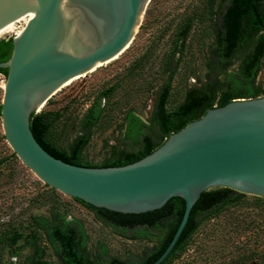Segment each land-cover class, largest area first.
<instances>
[{
  "label": "water",
  "instance_id": "1",
  "mask_svg": "<svg viewBox=\"0 0 264 264\" xmlns=\"http://www.w3.org/2000/svg\"><path fill=\"white\" fill-rule=\"evenodd\" d=\"M150 0H0V30L34 11L12 37L1 104L3 135L41 182L64 196L115 213L141 214L180 197L184 213L175 247L204 191L228 188L264 199V96L232 100L169 135L129 165L87 168L49 155L35 140L30 116L60 89L121 55L131 44Z\"/></svg>",
  "mask_w": 264,
  "mask_h": 264
},
{
  "label": "rangeland",
  "instance_id": "2",
  "mask_svg": "<svg viewBox=\"0 0 264 264\" xmlns=\"http://www.w3.org/2000/svg\"><path fill=\"white\" fill-rule=\"evenodd\" d=\"M203 8V0H150L131 44L121 55L64 86L35 113L58 114L49 128L47 140L58 149L67 150L82 133L88 110L99 107V120L91 127L90 141L82 152V159L100 164L111 156L112 147L117 150L124 148L121 142L123 129L120 128L124 115L133 110L148 123L165 78L163 75L158 77L156 73L173 47L171 41L177 27L185 17L196 13L179 41L183 52L174 57L178 61V69L168 103V109H174L188 88L204 83L213 38L207 21H203L205 15L201 16ZM24 27V21L16 23L14 32ZM14 32L0 41L16 37ZM147 52L151 55H146ZM144 55V60L135 66ZM139 65L142 68L137 72L135 68ZM237 65L238 61L230 72L236 71ZM142 78L147 80L146 83H154L149 90L147 86L140 88L139 84L144 81ZM5 82L6 76L0 74V106ZM256 87L264 96V60ZM110 88H113L112 93L100 96ZM56 201L62 211H68L69 219L75 218L83 223L92 257L100 244L106 245L110 256L120 259L140 255L151 245L146 240H131L105 227L84 206L41 182L21 163L6 142L0 116V237L14 228L20 232L19 237L12 238L10 245L0 248L1 264H28L32 248L26 243L30 239H38L39 244L45 247L44 239L31 229L29 221L35 216L47 217L51 203ZM45 250V258L51 264H57L52 252L48 248ZM171 264H264V204L256 196L245 195L241 202L205 220L185 250Z\"/></svg>",
  "mask_w": 264,
  "mask_h": 264
},
{
  "label": "trees",
  "instance_id": "3",
  "mask_svg": "<svg viewBox=\"0 0 264 264\" xmlns=\"http://www.w3.org/2000/svg\"><path fill=\"white\" fill-rule=\"evenodd\" d=\"M203 7L201 16L205 15L203 21H207L213 38L204 83L188 88L182 101L174 109H168L172 82L178 69V61H175L174 57L176 54H182L183 46L179 41L184 37L196 13L185 17L177 27L171 41L173 47L163 58L156 73L158 77L163 75L165 78L157 93L148 123L133 110H128L124 115L120 125L123 129L121 142L124 148L117 150L112 147L111 156L100 164H91L82 159V152L90 141L91 127L99 120V107H91L88 110L82 124V133L70 143L67 150L58 149L46 137L58 114L34 113L30 116L29 127L37 143L49 155L70 165L87 168L125 166L151 154L169 135L200 119L210 109L223 107L236 99L261 97L256 87V79L264 60V0H220L219 3L216 0H203ZM11 48L12 39L0 41V64L10 59ZM146 55H151V52ZM146 55L134 65L137 66ZM236 61V71L230 72ZM139 68L142 66L139 65L135 70L138 72ZM7 73L8 69L0 70V74L7 76ZM143 80V83L139 84L140 88L145 89L147 86L149 90L154 84ZM112 91L113 88H110L100 96H108ZM244 197L245 194L228 188L202 192L190 211L175 247L161 264H171L178 258L205 220L241 202ZM71 199L93 213L95 219L105 227L131 240H146L151 245L140 255L130 256L127 261L104 259L108 249L106 245L100 244L97 248L98 256L92 258L87 246L88 234L83 223L75 218L69 219L68 211H62L60 203L56 201L51 203L47 217L30 218L29 226L34 232L40 233L45 247H42L36 238L27 241L26 245L32 248L28 264H51L45 258L46 248L52 252L57 264H152L170 243L185 208L184 200L174 197L158 210L130 215L96 208L78 199ZM256 199L264 204L263 198ZM14 236H20L18 228L11 229L0 237V248L10 245Z\"/></svg>",
  "mask_w": 264,
  "mask_h": 264
},
{
  "label": "bare ground",
  "instance_id": "4",
  "mask_svg": "<svg viewBox=\"0 0 264 264\" xmlns=\"http://www.w3.org/2000/svg\"><path fill=\"white\" fill-rule=\"evenodd\" d=\"M34 11H28L27 13H25L23 16H21L20 18H18L17 20H15L14 22H12V23H10V24H8L7 26H5L4 28H2L1 30H0V39L2 38V37H4L5 35H7V34H10V33H12V32H14V30H15V25H16V23H19V22H21V21H24L25 22V25L28 23V21H29V19H30V16L32 15V13H33ZM23 30V29H22ZM22 30H19V31H17V32H14L15 33V35L16 36H18V35H20V33L22 32ZM115 59V58H114ZM100 66V65H99ZM98 67V66H97ZM95 69V68H94ZM93 69V70H94ZM81 77H83V76H81ZM80 78V77H79ZM79 78H77V79H79ZM76 79V80H77ZM71 83V82H70ZM69 83V84H70ZM68 85V84H67Z\"/></svg>",
  "mask_w": 264,
  "mask_h": 264
},
{
  "label": "flooded vegetation",
  "instance_id": "5",
  "mask_svg": "<svg viewBox=\"0 0 264 264\" xmlns=\"http://www.w3.org/2000/svg\"><path fill=\"white\" fill-rule=\"evenodd\" d=\"M216 2L219 3L220 0H216ZM98 254H99V253L96 252L95 255H94V257H92V258H95L96 256H98ZM131 256H134V255H131ZM114 258H115V259H118V260H127V261H128L129 258H130V256H128V257L125 258V259H120V258H118V257L110 256L109 252H108L107 254L104 255V259H107V260H109V259L112 260V259H114Z\"/></svg>",
  "mask_w": 264,
  "mask_h": 264
}]
</instances>
